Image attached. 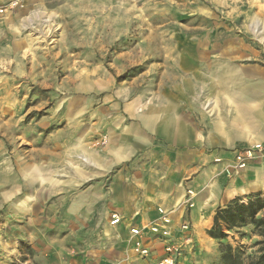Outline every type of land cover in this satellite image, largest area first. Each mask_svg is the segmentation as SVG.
<instances>
[{
	"label": "rangeland",
	"instance_id": "obj_1",
	"mask_svg": "<svg viewBox=\"0 0 264 264\" xmlns=\"http://www.w3.org/2000/svg\"><path fill=\"white\" fill-rule=\"evenodd\" d=\"M8 1L0 0V7ZM234 1L237 5L229 7L225 0H21L20 7L0 13V264H126L123 258L132 264L131 257L157 264L167 245L175 248L176 264H218L226 244L239 252L243 264L258 255L262 237L252 224L226 231L222 240L206 233L197 250L188 235L174 242L170 230L162 240L144 225L146 238L160 241L159 252L147 241V257L136 255L132 246L123 255L110 252L103 242L106 202L96 207L91 222L77 217L69 201L65 210H32L24 200L27 186L11 179L9 151L16 136L21 144L26 136L31 142L40 132L68 129L70 123L86 138L97 136L114 110L119 114L175 95L199 120L214 118L218 104L212 99L217 102L219 91L229 89L236 75L235 59L217 51L232 54L254 43L264 48L260 36L241 41L246 33L231 18L243 4L264 0ZM260 34L263 38L264 24ZM90 141L94 148L107 142L105 136ZM226 169L239 170L233 158ZM25 170L38 184L48 180L36 167ZM81 189L90 201L103 196L93 182ZM186 195L195 194L187 190ZM62 236L65 248L57 249Z\"/></svg>",
	"mask_w": 264,
	"mask_h": 264
},
{
	"label": "crops",
	"instance_id": "obj_2",
	"mask_svg": "<svg viewBox=\"0 0 264 264\" xmlns=\"http://www.w3.org/2000/svg\"><path fill=\"white\" fill-rule=\"evenodd\" d=\"M224 3L237 5L233 0ZM231 18L246 33L241 41L261 39L251 23L258 19L264 24V1L257 6L252 2L243 4ZM254 46L236 48L232 54L228 49L217 51L219 56L235 59L236 75L229 89L219 91L217 102L212 99L218 104L214 118L203 115L199 120L189 111L188 103L184 108L182 99L175 95L160 97L153 105L126 107L119 114L114 110L103 123L104 132L97 136L86 138L74 132L72 123L68 129L40 132L31 142L26 136L21 144L16 136L9 151L10 165L15 170L11 179L27 186L24 200L32 210L46 206L65 210L69 201L68 206L78 210L77 217L91 222L96 207L106 202L109 213L103 214V242L110 252L123 255L131 247L129 226L158 223V208H164L169 216L172 241L180 242L188 235L194 250L199 242L202 248L217 207L235 197L264 191V161L250 163L242 170L226 169L238 149L255 141L264 143V48H258L257 43ZM102 136L107 141L104 146L87 145L92 144L91 138ZM28 144L33 147L30 149ZM82 155L91 161H83ZM33 166L48 177L45 183L38 184L25 176V167ZM91 182L101 188L99 194L103 195L96 201L81 193L82 186ZM187 190L195 195L187 196ZM188 200L193 202L192 207L187 205ZM112 213L121 217L116 226L109 224ZM183 224L188 228H182ZM105 229L109 231L107 236ZM145 241L159 252L160 241ZM57 242V249L65 248V236ZM131 260L132 264H152L133 257ZM122 261L131 263L124 258Z\"/></svg>",
	"mask_w": 264,
	"mask_h": 264
},
{
	"label": "trees",
	"instance_id": "obj_3",
	"mask_svg": "<svg viewBox=\"0 0 264 264\" xmlns=\"http://www.w3.org/2000/svg\"><path fill=\"white\" fill-rule=\"evenodd\" d=\"M259 213L261 216H258ZM246 224L257 228L262 237L258 242V255L247 264H264V191L249 194L246 202L235 197L226 205L216 208L212 224L206 233L212 239L222 240L227 235L226 231ZM219 252L218 264H243L239 252L229 244L221 247Z\"/></svg>",
	"mask_w": 264,
	"mask_h": 264
},
{
	"label": "built area",
	"instance_id": "obj_4",
	"mask_svg": "<svg viewBox=\"0 0 264 264\" xmlns=\"http://www.w3.org/2000/svg\"><path fill=\"white\" fill-rule=\"evenodd\" d=\"M21 6V0H9L5 6L0 7V13L5 9H13ZM256 161H264V143L257 142L253 145L245 146L238 149L233 156V167L235 169H244L250 163ZM188 193H191L189 191ZM191 206V203H189ZM158 213L160 214L159 222L153 223L147 226L149 234L155 236L156 238L166 239L170 234L169 228V216L165 209L158 208ZM121 221V217L117 213H112L109 219V224L111 226H116ZM182 228H188V224H183ZM144 227L137 225L129 226L128 233L132 242V250L136 255L140 257H147L150 253V247L145 242V238L148 236L144 232ZM172 249L175 248L167 245L164 248L165 256H163L157 264H176L175 259L171 256Z\"/></svg>",
	"mask_w": 264,
	"mask_h": 264
},
{
	"label": "bare ground",
	"instance_id": "obj_5",
	"mask_svg": "<svg viewBox=\"0 0 264 264\" xmlns=\"http://www.w3.org/2000/svg\"><path fill=\"white\" fill-rule=\"evenodd\" d=\"M252 29H253V31L254 32H256V33H258V34H260V32L262 33L263 32V23H262V21H260V20H258V19H253V22H252ZM261 39H264V36H263V38H261ZM258 141H255V142H253V143H251L250 145H253V144H255V143H257ZM249 146V145H248ZM82 160L83 161H91L90 160V157L89 156H86V155H82ZM33 168H34V166H33ZM34 170V169H33ZM40 176V175H39ZM45 182V181H44ZM22 205V204H21Z\"/></svg>",
	"mask_w": 264,
	"mask_h": 264
}]
</instances>
